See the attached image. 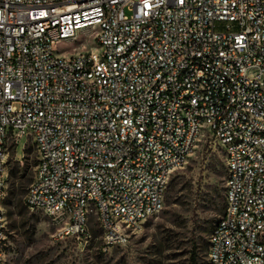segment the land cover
Listing matches in <instances>:
<instances>
[{"label":"built area","instance_id":"2783aa9c","mask_svg":"<svg viewBox=\"0 0 264 264\" xmlns=\"http://www.w3.org/2000/svg\"><path fill=\"white\" fill-rule=\"evenodd\" d=\"M84 32L90 48L58 45ZM62 49L61 51H59ZM209 135L225 163L207 264H264V0H0V260L9 147L57 240L125 246Z\"/></svg>","mask_w":264,"mask_h":264},{"label":"rangeland","instance_id":"374dc122","mask_svg":"<svg viewBox=\"0 0 264 264\" xmlns=\"http://www.w3.org/2000/svg\"><path fill=\"white\" fill-rule=\"evenodd\" d=\"M90 45L82 32L71 43L58 46L66 56ZM5 165L6 247L0 264H191L195 244L197 264H207L208 236L224 211V202L213 196V187H224L225 181L221 148L209 135L198 141L186 164L170 176L163 209L147 217L125 246L107 251L101 249L96 228L87 241L55 239L49 219L27 206L25 195L36 155L25 136L16 151L9 147Z\"/></svg>","mask_w":264,"mask_h":264},{"label":"trees","instance_id":"16d2710c","mask_svg":"<svg viewBox=\"0 0 264 264\" xmlns=\"http://www.w3.org/2000/svg\"><path fill=\"white\" fill-rule=\"evenodd\" d=\"M226 174V173H225ZM224 187L221 185H215L213 187V196L216 198L218 202H224ZM196 244L194 245V249L191 255V264H197V252H196ZM207 251V245H206Z\"/></svg>","mask_w":264,"mask_h":264}]
</instances>
